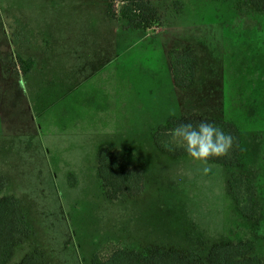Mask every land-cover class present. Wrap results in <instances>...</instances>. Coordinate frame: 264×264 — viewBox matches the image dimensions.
Returning a JSON list of instances; mask_svg holds the SVG:
<instances>
[{
  "label": "rangeland",
  "instance_id": "obj_1",
  "mask_svg": "<svg viewBox=\"0 0 264 264\" xmlns=\"http://www.w3.org/2000/svg\"><path fill=\"white\" fill-rule=\"evenodd\" d=\"M152 4L161 24L133 32L108 17L107 0H0V197L18 199L31 227L11 264L35 251L50 264H92L101 252L156 248L207 264L228 242H253L264 258V12L237 0ZM187 48L198 72L181 89L169 56ZM18 55L35 61L26 77ZM170 117L233 121L241 164L209 163L204 174L189 156L167 157L153 134ZM105 148L143 173L141 195L107 198ZM232 173L254 184L255 221L234 203Z\"/></svg>",
  "mask_w": 264,
  "mask_h": 264
},
{
  "label": "trees",
  "instance_id": "obj_2",
  "mask_svg": "<svg viewBox=\"0 0 264 264\" xmlns=\"http://www.w3.org/2000/svg\"><path fill=\"white\" fill-rule=\"evenodd\" d=\"M219 2V0H216ZM244 6H251L258 12H264V0H237ZM119 5L120 7L116 8ZM107 15L117 22H124L125 31L146 32L161 24L158 9L152 0H107ZM17 66L26 77L35 67L34 59H24L16 56ZM170 70L176 87L187 89L195 81L198 72V60L195 52L187 48L182 52H171L169 56ZM201 120H207L222 129L233 139L228 155L212 158L208 163L235 169L243 159L242 132L233 121L224 119H209L183 117L168 118L153 134L156 148L172 159L188 156L184 148L178 147L172 141L171 130L181 123L191 122L193 126ZM98 174L105 189V194L111 201H118L125 195L136 198L144 191L145 176L141 172L125 170L119 158L109 149H103L99 154ZM6 180L0 178V195L6 188ZM228 188L234 203L243 218L255 221L260 212V202L250 177L232 173L228 180ZM26 217L21 209V202L12 196L0 197V264H11L16 251L30 234ZM253 242L224 243L212 248L207 255V264H264V258L253 255ZM103 254V252H101ZM95 254L92 264H191L188 254L176 250L161 248L147 249L139 253L125 249H116L107 256ZM51 262L39 252L28 253L17 264H50Z\"/></svg>",
  "mask_w": 264,
  "mask_h": 264
},
{
  "label": "clouds",
  "instance_id": "obj_3",
  "mask_svg": "<svg viewBox=\"0 0 264 264\" xmlns=\"http://www.w3.org/2000/svg\"><path fill=\"white\" fill-rule=\"evenodd\" d=\"M170 136L192 160L204 165V174L211 171L209 160L228 155L233 144L230 135L207 120H201L195 126L191 122L181 123L171 130Z\"/></svg>",
  "mask_w": 264,
  "mask_h": 264
}]
</instances>
